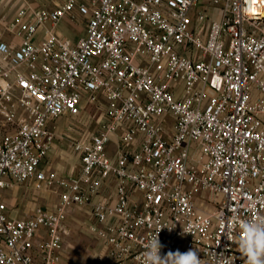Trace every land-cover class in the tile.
Listing matches in <instances>:
<instances>
[{"label":"built area","instance_id":"2783aa9c","mask_svg":"<svg viewBox=\"0 0 264 264\" xmlns=\"http://www.w3.org/2000/svg\"><path fill=\"white\" fill-rule=\"evenodd\" d=\"M79 18L83 35L58 34ZM0 24L19 39L0 40V191L32 180L59 198L23 218L0 199V264H57L73 206L108 264H143L160 229L162 255L244 264L226 231L264 218V0H63ZM100 99L95 131L67 141L79 172L58 176L56 120ZM105 186L114 202L94 200Z\"/></svg>","mask_w":264,"mask_h":264},{"label":"crops","instance_id":"0c3cea01","mask_svg":"<svg viewBox=\"0 0 264 264\" xmlns=\"http://www.w3.org/2000/svg\"><path fill=\"white\" fill-rule=\"evenodd\" d=\"M62 2L63 0H0V21H4V23L10 22L18 10L24 7L25 4H29L34 8H54ZM80 19L83 18H79L76 23H70L66 20L61 21L56 28L58 34L75 41L84 33V26L82 33H76L78 29L76 24ZM0 40L10 48H16L19 44L18 37L12 32H5L2 24H0ZM57 127L59 131L60 126L57 125ZM59 143L60 137L55 140L50 153L43 162L44 165L54 170L58 176L77 174L80 169V160L79 156L71 150V153H73L77 160V168L73 173L71 170L64 173L58 172L57 167L59 164L56 162V157L60 149ZM114 197L113 187L105 186L94 197V200L106 199L114 202ZM0 199L6 204L8 215L15 218L31 216L38 206L55 210L59 200L56 191L35 189L32 180L16 184L11 189L1 190ZM93 221L94 218L88 206H73L67 211L65 219L66 234L63 235L62 247L59 251V261L57 264H97L96 261L101 255V258L105 259L107 264L109 263V259L106 256L105 249L100 240L83 227V223H91ZM43 233V230H39L37 237H42ZM32 256L34 264H43L36 250H32Z\"/></svg>","mask_w":264,"mask_h":264},{"label":"clouds","instance_id":"9594fccd","mask_svg":"<svg viewBox=\"0 0 264 264\" xmlns=\"http://www.w3.org/2000/svg\"><path fill=\"white\" fill-rule=\"evenodd\" d=\"M239 226L242 236L233 239L228 231L226 234L227 238L237 245L244 264H264V218L240 221ZM160 230L146 244L143 264H205V260L200 259L194 249L183 253L179 250H169L162 255L161 249L164 245L159 239ZM220 258L223 259L222 256Z\"/></svg>","mask_w":264,"mask_h":264},{"label":"rangeland","instance_id":"374dc122","mask_svg":"<svg viewBox=\"0 0 264 264\" xmlns=\"http://www.w3.org/2000/svg\"><path fill=\"white\" fill-rule=\"evenodd\" d=\"M84 21V19H80L76 24L78 27L76 33L80 34L83 32ZM102 110L103 102L100 99L97 103L85 104L84 112L80 116L76 118L64 117L56 122V125L60 126L58 132L61 135L59 143L60 149L56 157V162L59 164L57 167L58 172L64 173L71 170L73 173L75 171L77 168V160L73 153L68 149L67 141L70 138L84 137L95 131ZM101 257L102 255L96 261L97 264H107L105 259Z\"/></svg>","mask_w":264,"mask_h":264}]
</instances>
